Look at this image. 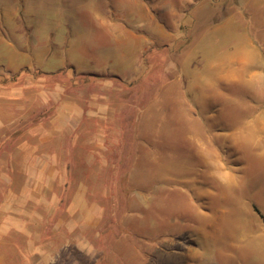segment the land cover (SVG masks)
<instances>
[{
	"label": "rangeland",
	"instance_id": "rangeland-1",
	"mask_svg": "<svg viewBox=\"0 0 264 264\" xmlns=\"http://www.w3.org/2000/svg\"><path fill=\"white\" fill-rule=\"evenodd\" d=\"M247 4L0 0V264H188L204 235L264 226V1Z\"/></svg>",
	"mask_w": 264,
	"mask_h": 264
},
{
	"label": "crops",
	"instance_id": "crops-1",
	"mask_svg": "<svg viewBox=\"0 0 264 264\" xmlns=\"http://www.w3.org/2000/svg\"><path fill=\"white\" fill-rule=\"evenodd\" d=\"M161 1V0H154ZM224 2L228 0H223ZM240 2L241 6L248 5L251 0H236ZM258 3H263L264 0H257ZM223 15V14H222ZM227 16V15H225ZM229 17V16H228ZM217 27L216 34L220 39H226L229 34L238 33L242 25L235 21L233 17L222 19L215 24ZM247 39L246 46L249 47L248 55L243 58L246 62L257 60L261 54L254 48L252 43L248 41L249 36L245 34ZM245 46V47H246ZM238 57V50L233 49L225 57L218 58V64H225L224 62ZM231 62V61H228ZM243 225H249L248 220H243ZM248 221V222H247ZM215 232V231H212ZM240 234L238 237L232 238V243L225 246H220L221 241L217 240L216 236L211 234L204 235V256L200 255L192 245L186 249V262L188 264H249L250 259L254 258L253 264H264V226L261 225L257 229L239 228ZM213 234V233H212ZM216 237V238H214Z\"/></svg>",
	"mask_w": 264,
	"mask_h": 264
},
{
	"label": "trees",
	"instance_id": "trees-1",
	"mask_svg": "<svg viewBox=\"0 0 264 264\" xmlns=\"http://www.w3.org/2000/svg\"><path fill=\"white\" fill-rule=\"evenodd\" d=\"M83 76L85 77V79H89V78H100L101 76L97 75V74H83Z\"/></svg>",
	"mask_w": 264,
	"mask_h": 264
},
{
	"label": "bare ground",
	"instance_id": "bare-ground-1",
	"mask_svg": "<svg viewBox=\"0 0 264 264\" xmlns=\"http://www.w3.org/2000/svg\"><path fill=\"white\" fill-rule=\"evenodd\" d=\"M229 84V83H228Z\"/></svg>",
	"mask_w": 264,
	"mask_h": 264
}]
</instances>
